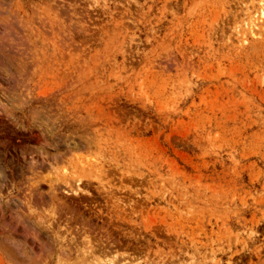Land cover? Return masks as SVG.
<instances>
[{
    "label": "rangeland",
    "instance_id": "1",
    "mask_svg": "<svg viewBox=\"0 0 264 264\" xmlns=\"http://www.w3.org/2000/svg\"><path fill=\"white\" fill-rule=\"evenodd\" d=\"M263 11L0 0V264H264Z\"/></svg>",
    "mask_w": 264,
    "mask_h": 264
},
{
    "label": "bare ground",
    "instance_id": "2",
    "mask_svg": "<svg viewBox=\"0 0 264 264\" xmlns=\"http://www.w3.org/2000/svg\"><path fill=\"white\" fill-rule=\"evenodd\" d=\"M262 14H264V11L262 12ZM113 258V257H112ZM116 258V257H115Z\"/></svg>",
    "mask_w": 264,
    "mask_h": 264
}]
</instances>
